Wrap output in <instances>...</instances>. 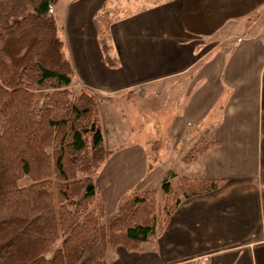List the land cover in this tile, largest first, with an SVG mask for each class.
<instances>
[{"label": "crops", "instance_id": "0c3cea01", "mask_svg": "<svg viewBox=\"0 0 264 264\" xmlns=\"http://www.w3.org/2000/svg\"><path fill=\"white\" fill-rule=\"evenodd\" d=\"M116 2L130 11L105 26L116 63L108 66L95 17L104 7L116 9ZM64 4L58 29L70 48L72 85L109 97L99 106L114 102L115 96L127 97L130 91L143 90L147 95L149 88L159 92L178 87L177 111L162 128L167 130L166 139L174 141L171 150L187 144L176 158L185 166L180 173L220 180L217 189L181 198L152 246L139 251L109 248L106 262L198 264L194 258L207 254L204 264H264L261 40L240 36L231 44L218 39L212 43L218 34L227 41L231 24L264 8V0H65ZM215 107L216 116L210 118ZM133 111L126 128H120L118 119L119 130L115 117L103 121L101 115L103 136L108 129L113 139L109 148L105 145L110 152L95 176L104 219L119 209L121 196L132 189L158 188L162 175L171 169L169 154L150 157V132L135 131L142 121ZM197 139L205 143L199 149L202 143ZM187 148L189 158L184 156ZM109 209L112 213L107 215Z\"/></svg>", "mask_w": 264, "mask_h": 264}, {"label": "trees", "instance_id": "16d2710c", "mask_svg": "<svg viewBox=\"0 0 264 264\" xmlns=\"http://www.w3.org/2000/svg\"><path fill=\"white\" fill-rule=\"evenodd\" d=\"M57 1L0 0V264H108L109 248L152 246L181 198L220 187L168 170L158 189L121 196L104 221L95 176L110 152L99 108L109 97L71 89Z\"/></svg>", "mask_w": 264, "mask_h": 264}, {"label": "rangeland", "instance_id": "374dc122", "mask_svg": "<svg viewBox=\"0 0 264 264\" xmlns=\"http://www.w3.org/2000/svg\"><path fill=\"white\" fill-rule=\"evenodd\" d=\"M64 3H65V0H59L53 7V12L56 17L57 24L58 22L59 24H61V14L63 11V7L65 5ZM116 4L120 6L121 8L117 6L118 8L116 7V9L110 8V10H108L107 8L104 7L101 11L97 13L95 17V23L97 24L99 28V33L101 32L100 34L102 35L104 34L103 37H105V39H106V36H105L104 28L107 22L123 14H126L130 11V9L125 8V5H121L118 2H116ZM229 29H231L229 31L231 32V35H229L227 41H225V37H226L225 35L220 37L218 34L217 36H215V38L214 37L212 38L213 40L212 43H214L215 39L220 40V42L224 41V42H227L228 44H231L233 41L238 39V37L240 36L256 37L261 40V53H262V58L264 57V8H263V5L261 6L260 9H256L252 11L250 14L243 17L242 19L238 20V22L232 23ZM63 36H64V33L61 32L60 37L62 39H63ZM69 50L70 48L68 49V45L65 41L64 52L67 57L70 56ZM262 66L264 67V59H262ZM263 74H264V70L262 72V75ZM75 88L76 86H74L73 84L71 86V89H75ZM149 89L147 91V95H142L143 90H139L137 92H134L136 94H132V92L130 91L129 93L131 95L127 97H125L124 94L121 96H115L114 102H106V103H103L101 106H99V108L101 109L100 115H102L103 121H106L107 118H109V114H108L109 109H111L110 111H113L112 112L113 114L112 116H110V118L112 117L111 120H113L115 117L116 124H114V126L117 127L116 130H119L123 126H124L123 128L127 127V116H129L128 113L130 110L134 109L133 112L134 113L137 112L138 114L136 115L137 121L138 122L139 120L142 121L140 122L141 124L135 127V131H137V129L139 128L142 134L150 132L149 140L151 143L150 147L152 151L150 154V157L151 158L152 157L159 158L161 156L167 157L169 154L173 159L170 161V166H171L172 171L174 172L176 171L177 175H181L180 173L181 171L185 172V169H183V167L185 166L183 164H179L176 161V158L180 156L179 154L185 149L184 146H187V144H185L184 146L182 145V143L177 144L176 150L175 151H173V149L171 150L172 145H174V141L166 139L165 132L167 130L162 128V126L165 127L168 124V121L173 117V115L177 111V106H176L177 98H174V97L178 95V92H180L181 89H178V87L176 86L174 89H169L166 91L159 90V92L158 91L156 92L155 89H153V91L151 90L149 91ZM164 91H165V94H164ZM217 111H218V107H215L209 117L210 118L215 117ZM118 119H121V122H122L120 128H119V124L117 123L118 121H120ZM104 125H105V122H104ZM158 136H160V138H158ZM124 139L125 138H122V140ZM112 140L113 139H111L110 130L107 129L104 135V143L107 148H109L110 146L109 142L110 141L112 142ZM120 140L121 138L119 139V141ZM198 141L201 142V139H199ZM197 144H198L197 142L196 143L193 142L192 145L195 146ZM204 144H205L204 142L202 144H199L197 149L201 148L200 146H203ZM166 145H169L167 146L168 148H164L166 147ZM189 149L190 148H187L185 151L186 153L184 156L186 158H189V155H191V152L189 153L190 151ZM165 174L166 172L164 173V175H162V178L165 176ZM26 181H27L26 179L23 180V182H26ZM172 183L174 184V187H176L174 180L172 181ZM158 188L155 187L154 189H158ZM111 213L112 212L109 209L107 215H110ZM104 221H106V219H104ZM241 253L242 251H240L238 255H240ZM202 255L204 254L197 255L194 258L198 264H200L198 257Z\"/></svg>", "mask_w": 264, "mask_h": 264}, {"label": "built area", "instance_id": "2783aa9c", "mask_svg": "<svg viewBox=\"0 0 264 264\" xmlns=\"http://www.w3.org/2000/svg\"><path fill=\"white\" fill-rule=\"evenodd\" d=\"M198 260H199V263L200 264H204L208 260V255L207 254H204L202 256H199L198 257Z\"/></svg>", "mask_w": 264, "mask_h": 264}]
</instances>
